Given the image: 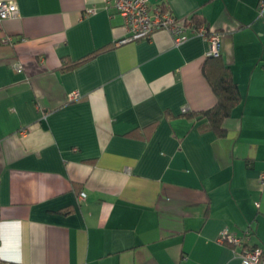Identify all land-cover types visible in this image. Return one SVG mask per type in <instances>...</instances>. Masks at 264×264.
<instances>
[{
  "label": "crops",
  "instance_id": "obj_1",
  "mask_svg": "<svg viewBox=\"0 0 264 264\" xmlns=\"http://www.w3.org/2000/svg\"><path fill=\"white\" fill-rule=\"evenodd\" d=\"M260 1L151 0L221 35L241 102L220 137L197 115L217 103L205 37L121 43L105 0H0V260L242 264L224 231L264 251Z\"/></svg>",
  "mask_w": 264,
  "mask_h": 264
},
{
  "label": "built area",
  "instance_id": "obj_2",
  "mask_svg": "<svg viewBox=\"0 0 264 264\" xmlns=\"http://www.w3.org/2000/svg\"><path fill=\"white\" fill-rule=\"evenodd\" d=\"M107 9L119 13L124 18V26L128 36L121 41L130 42L144 39H151L157 31H167L173 38L175 46H179L187 41L192 35L205 37L209 42L207 57H219L222 51L221 35L211 31L202 25L195 28L187 21L176 18L169 10L161 6H152L151 0H105ZM18 14L17 6L13 3H0V20H6L16 17ZM259 14L264 15V0L259 3ZM11 43V38L4 40ZM16 70L22 71V66L17 65ZM70 100L81 98V94L75 91L70 94ZM188 109H183L187 113ZM264 181V175L262 176ZM86 194L81 193L80 200L85 201ZM250 231L244 237H238L227 231H224L219 238L222 244L231 245L235 248H241L239 255L242 264H264V251L260 248H250L246 246V239Z\"/></svg>",
  "mask_w": 264,
  "mask_h": 264
},
{
  "label": "trees",
  "instance_id": "obj_3",
  "mask_svg": "<svg viewBox=\"0 0 264 264\" xmlns=\"http://www.w3.org/2000/svg\"><path fill=\"white\" fill-rule=\"evenodd\" d=\"M191 23L195 28L205 25L204 21L199 19L196 15L193 16ZM93 56L94 55L83 58L76 62L74 66L92 58ZM203 74L210 83L217 97V103L212 109L197 115H202L207 119L209 129L215 131L218 136L225 137L227 133L223 128V123L231 116L234 108L241 102V94L238 85L233 79L229 66L223 62L221 55L219 57H207V61L203 67ZM194 115L195 114H191L189 116L192 117ZM0 264L13 263L0 260Z\"/></svg>",
  "mask_w": 264,
  "mask_h": 264
}]
</instances>
